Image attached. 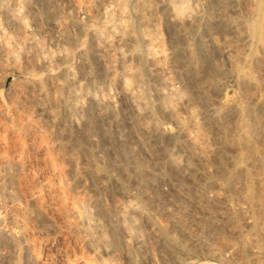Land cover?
<instances>
[{
	"label": "rangeland",
	"instance_id": "obj_1",
	"mask_svg": "<svg viewBox=\"0 0 264 264\" xmlns=\"http://www.w3.org/2000/svg\"><path fill=\"white\" fill-rule=\"evenodd\" d=\"M0 213V264H264V0H0Z\"/></svg>",
	"mask_w": 264,
	"mask_h": 264
},
{
	"label": "bare ground",
	"instance_id": "obj_2",
	"mask_svg": "<svg viewBox=\"0 0 264 264\" xmlns=\"http://www.w3.org/2000/svg\"><path fill=\"white\" fill-rule=\"evenodd\" d=\"M181 6H184V5H181ZM177 7H180V6H177ZM182 11L184 10V7H181L180 8ZM127 35V34H126ZM124 37H125V35H124ZM120 38V37H119ZM122 38V37H121ZM129 38V37H128ZM124 40V39H123ZM108 42V41H107ZM124 43V42H123ZM109 44V43H108ZM97 49H99V48H97ZM113 61V60H112ZM40 89V88H39ZM38 97V96H37ZM42 98H45L44 97V93H40V95H39V97H38V99L39 100H41ZM45 100V99H44ZM37 101V100H36ZM92 101V100H91ZM41 102V101H40ZM37 104V103H36ZM38 104H39V102H38ZM37 104V105H38ZM38 107V111L40 112V113H42L43 115H44V117H45V119H47L46 120V122H47V126H49V128H51V130H52V128H53V130H54V133H55V136H54V140L58 143V144H62L63 143V141L65 140L64 138H66V136H67V134H68V130H67V128L65 127V125L63 124V122H62V120L60 119V118H57V119H55V116H57L56 115V113H54V112H51V111H47V110H44V108L43 107H41L40 105H38L37 106ZM90 108H91V106H90ZM88 111H91V113H92V110H88ZM89 113V112H88ZM91 113H89L90 115H91ZM41 114V115H42ZM89 116V115H88ZM89 119H88V121H89V124H90V126L92 127V117L91 116H89L88 117ZM48 128V127H47ZM62 129V130H61ZM48 131V130H47ZM67 139V138H66ZM80 144V143H79ZM63 145V144H62ZM75 147V146H74ZM80 147V146H79ZM78 147V148H79ZM76 148V147H75ZM81 149V148H80ZM84 149V148H83ZM86 151H87V148H86ZM90 153V151L88 150V154ZM90 155V154H89ZM69 161H70V163H71V165H72V168H73V170L74 171H78V174H79V172H81L80 170H78L77 168H79L78 167V164H79V160H78V156L76 155V153L72 150V154L70 155V157H69V159H68ZM11 163L13 164V165H17V163H18V161L16 160V159H12L11 160ZM140 166V165H139ZM140 167H142V165L140 166ZM77 174V173H76ZM146 175V174H145ZM143 178V177H142ZM82 185H84V184H82ZM36 192H34L33 193V195L32 196H36V195H38L37 193L35 194ZM9 196V195H8ZM91 196V195H90ZM11 200H13L16 196L14 195V194H12L11 196ZM10 197H8L9 199H10ZM82 197V196H81ZM79 198V197H78ZM16 199V198H15ZM14 199V200H15ZM84 199V201L87 203V204H92V196L91 197H84L83 198ZM10 201V200H9ZM83 202V201H82ZM89 206V205H88ZM76 209V208H75ZM74 208H72L71 207V209H70V214L73 216V217H76V218H78V216H77V211L75 210ZM104 210V209H103ZM79 212V211H78ZM68 213V214H69ZM80 214V213H79ZM78 214V215H79ZM116 214V213H115ZM0 216H1V213H0ZM4 216V215H3ZM111 216V215H110ZM2 217V216H1ZM80 217V216H79ZM0 219H2V218H0ZM17 219V218H16ZM3 220V219H2ZM1 221V220H0ZM12 221V220H11ZM5 222H7V221H4V223ZM1 224H2V222H1ZM3 225V224H2ZM4 227H5V225H3ZM4 227H2V228H4ZM17 227H18V220L16 221V224L15 225H9V223L8 224H6V227L3 229V231H1V233L3 234V236H8V237H14V235H15V233H16V231H17ZM20 230V229H19ZM17 234H18V231H17ZM16 236V235H15ZM8 237H7V239H8ZM10 239V238H9ZM24 239H26V238H24ZM5 240H6V238H5ZM11 240H13V239H11ZM10 240V241H11ZM25 241V240H24ZM29 241V240H28ZM25 241V243H24V247H25V254H26V256H27V258H33L34 257V255H35V251H34V248H33V243H30L31 241ZM10 243V242H9ZM6 244H8V242L6 243ZM7 251V250H6ZM24 254V255H25ZM4 255L6 256V257H8V256H10L11 255V253L10 252H4ZM13 256V255H12ZM36 256V255H35ZM10 258V257H9Z\"/></svg>",
	"mask_w": 264,
	"mask_h": 264
}]
</instances>
